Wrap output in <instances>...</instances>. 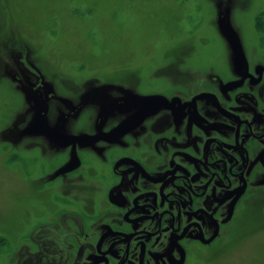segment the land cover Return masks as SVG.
Segmentation results:
<instances>
[{
	"label": "flooded vegetation",
	"instance_id": "obj_1",
	"mask_svg": "<svg viewBox=\"0 0 264 264\" xmlns=\"http://www.w3.org/2000/svg\"><path fill=\"white\" fill-rule=\"evenodd\" d=\"M210 68L162 94H102L103 105H87L68 130L38 123L64 156L47 171L56 175L39 180L77 174L98 191H86L94 197L82 209L68 203L64 214L78 221L55 213L44 223L62 236L28 234L34 248H22L16 264H189L236 237L252 200L264 205V63ZM22 82L40 118L42 94ZM57 135L73 141L62 146Z\"/></svg>",
	"mask_w": 264,
	"mask_h": 264
},
{
	"label": "rangeland",
	"instance_id": "obj_2",
	"mask_svg": "<svg viewBox=\"0 0 264 264\" xmlns=\"http://www.w3.org/2000/svg\"><path fill=\"white\" fill-rule=\"evenodd\" d=\"M235 60L264 63V0H0V264H16L24 247L33 250L31 232L36 240L62 236L44 223L55 213L78 221L64 214L68 206L82 209L94 197L86 191H98L76 182L77 174L39 180L56 175L47 171L64 156H54V141L33 127L36 108L23 80L42 94V126L68 130L87 105H103L102 94H162L171 84H194L200 69ZM263 206L252 200L236 237L189 264H264Z\"/></svg>",
	"mask_w": 264,
	"mask_h": 264
},
{
	"label": "water",
	"instance_id": "obj_3",
	"mask_svg": "<svg viewBox=\"0 0 264 264\" xmlns=\"http://www.w3.org/2000/svg\"><path fill=\"white\" fill-rule=\"evenodd\" d=\"M221 21H224L223 24L221 25V32H222V35L226 38L227 40V43L229 44V47L231 48V51H233L235 53V56H236V59L238 60H241L240 57V53H241V50H240V46L238 44H236V42L234 41L229 29H228V26L225 24L226 23V20H221ZM225 24V25H224ZM236 61V60H235ZM243 62V61H242ZM156 99V97H149V100L150 99ZM40 118L38 117V115L35 116V122L33 125H36V126H33L34 128L35 127H38L39 126V122L42 123V121L40 120ZM57 142L59 144H61L62 146L64 145H67V144H70L71 141H73V139L70 137V138H67V137H62L61 135H57ZM62 140V141H61ZM73 161V159H72Z\"/></svg>",
	"mask_w": 264,
	"mask_h": 264
}]
</instances>
